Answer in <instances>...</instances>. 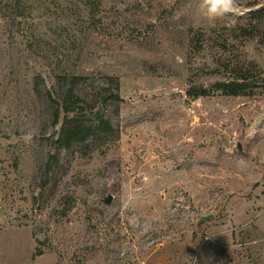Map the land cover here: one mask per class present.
Masks as SVG:
<instances>
[{
    "label": "rangeland",
    "instance_id": "374dc122",
    "mask_svg": "<svg viewBox=\"0 0 264 264\" xmlns=\"http://www.w3.org/2000/svg\"><path fill=\"white\" fill-rule=\"evenodd\" d=\"M253 1L213 22L199 0H0V264H264V91L187 95ZM231 42L264 73V41ZM63 74L120 80L119 137L47 176Z\"/></svg>",
    "mask_w": 264,
    "mask_h": 264
},
{
    "label": "trees",
    "instance_id": "16d2710c",
    "mask_svg": "<svg viewBox=\"0 0 264 264\" xmlns=\"http://www.w3.org/2000/svg\"><path fill=\"white\" fill-rule=\"evenodd\" d=\"M260 5L257 1L248 3L247 8L251 9L248 17L243 20L240 18V23L232 27H224L228 32V39L220 44L222 54H217L214 68L209 72L210 75L222 79L216 80L209 87H190L187 90L189 98L196 100L211 97L216 92L227 97H246L255 95L259 90L264 91L263 72L254 79L250 75L252 67L240 62L233 64L223 58V52L232 45L231 40L264 41V6ZM217 32V28H212L208 32L201 31L200 38L194 35L192 43L195 42L198 53L204 52L210 46V41L214 39L213 34ZM251 64L257 68L253 62ZM57 77L59 90L54 88L46 91L48 102L55 107L54 123L59 125L57 135L52 140L53 151L45 165L47 176L60 164L63 152L74 157L75 154L89 157L96 151L110 147L119 137V129L114 121L124 103L119 93L120 80L117 77L104 76L103 81L79 74H63ZM36 93H40L39 89H36Z\"/></svg>",
    "mask_w": 264,
    "mask_h": 264
},
{
    "label": "clouds",
    "instance_id": "9594fccd",
    "mask_svg": "<svg viewBox=\"0 0 264 264\" xmlns=\"http://www.w3.org/2000/svg\"><path fill=\"white\" fill-rule=\"evenodd\" d=\"M239 11V0H199L197 13L208 21L223 20L235 16ZM25 142L31 141V136L24 137Z\"/></svg>",
    "mask_w": 264,
    "mask_h": 264
},
{
    "label": "water",
    "instance_id": "95a60500",
    "mask_svg": "<svg viewBox=\"0 0 264 264\" xmlns=\"http://www.w3.org/2000/svg\"><path fill=\"white\" fill-rule=\"evenodd\" d=\"M262 6H264V5H262ZM112 196H108V198H106L105 199V204H110L111 202H112ZM212 219V216L210 215V216H205V217H202L201 218V221H209V220H211Z\"/></svg>",
    "mask_w": 264,
    "mask_h": 264
}]
</instances>
